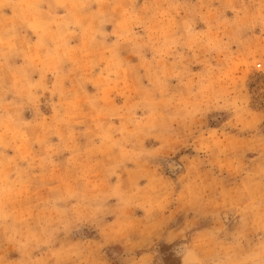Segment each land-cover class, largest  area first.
<instances>
[{
	"label": "clouds",
	"instance_id": "9594fccd",
	"mask_svg": "<svg viewBox=\"0 0 264 264\" xmlns=\"http://www.w3.org/2000/svg\"><path fill=\"white\" fill-rule=\"evenodd\" d=\"M0 264H264V0H0Z\"/></svg>",
	"mask_w": 264,
	"mask_h": 264
}]
</instances>
